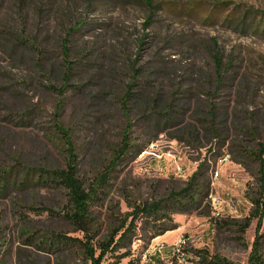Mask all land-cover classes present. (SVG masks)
Wrapping results in <instances>:
<instances>
[{
  "label": "rangeland",
  "instance_id": "374dc122",
  "mask_svg": "<svg viewBox=\"0 0 264 264\" xmlns=\"http://www.w3.org/2000/svg\"><path fill=\"white\" fill-rule=\"evenodd\" d=\"M202 1L264 11V0ZM147 17L148 11L136 0H0V160L19 158L29 164L63 166V152L52 133V116L56 106L63 104L61 122L72 129L80 176L88 184L111 160V148L125 123L132 122L131 143L144 148L139 154L132 150L131 158L116 166L111 187L93 209L95 230L102 236L130 212L129 202L165 198L185 187L200 164L209 170L217 167V158L208 154L215 145L207 142L200 122L212 105L220 118L227 113L230 119L217 127L225 145L214 149L231 156V163L221 168L216 188L229 206L213 217L208 198L199 209L171 215L176 229L155 239H148L146 227L139 222L140 238L130 245L131 256L121 264L131 260L135 264H198L195 253L204 249L229 263L247 264L257 220L244 233L239 224L254 209L251 200L258 190V168L238 158L240 149L232 145L251 148L255 144L250 133L255 128L264 132V37L242 35L220 23L204 24L205 17L156 12L149 24ZM79 24L84 30L70 34ZM64 38L71 67L67 82L62 75ZM42 59L55 66V73L40 69ZM216 59L222 63L220 76ZM131 68L140 73L134 75ZM134 79L138 84L132 92L176 102L177 122L194 126L201 143L174 139L181 136L179 127L169 126L159 133L139 115L127 121L121 99ZM65 83L68 87L62 96L50 88L60 89ZM25 104L39 106L44 114L36 116L30 127H17L12 108L16 111ZM66 204L64 193L50 190L0 199V264H19L23 255L48 263L46 255L24 245L22 231L25 227L64 229L65 224L50 219L44 208L61 212ZM113 262L109 258L104 264Z\"/></svg>",
  "mask_w": 264,
  "mask_h": 264
},
{
  "label": "trees",
  "instance_id": "16d2710c",
  "mask_svg": "<svg viewBox=\"0 0 264 264\" xmlns=\"http://www.w3.org/2000/svg\"><path fill=\"white\" fill-rule=\"evenodd\" d=\"M146 8L148 17L147 24L151 23L152 17L156 12H164L169 15L181 16L190 19H201L208 25L222 24L226 28L232 29L239 34H253L264 37V11L255 10L246 5H233L231 3L219 2L207 4L202 0H190L187 3L175 1H156V0H136ZM79 24L71 29L70 34L79 33L81 30ZM80 28V29H79ZM69 35V34H68ZM142 40L140 44H143ZM62 61L63 78L67 82L71 67L69 66V46L68 39L62 41ZM40 69H48L50 75L56 69L48 61H41ZM217 75H221L222 63L219 59L215 61ZM134 75L140 73L139 69L131 68ZM55 73V72H54ZM138 84L137 80L129 85L128 90L122 96L120 108L124 111L127 121L133 115H139L140 120H146L151 126L163 133L169 126L179 127L178 132L181 136H173L174 139L184 140L188 138L191 144H200V132L190 124L178 121L180 113L176 102L168 100L161 95H148L144 91L132 92L131 90ZM68 85L63 84L60 89L53 86L50 88L53 92L62 96L66 92ZM205 117L200 122L206 134L205 138L210 145L215 148L208 151L209 156L218 158L221 154L214 150L223 147L225 144L220 141L217 134V127L227 124L230 119L227 113L221 114L210 105ZM63 104L56 106V112L52 116L53 136L58 143L57 149L63 152V166L49 167L44 165L29 164L19 158H11L9 161L0 160V199L8 200L12 197L28 195L40 190H50L62 192L66 196L67 204L61 212H55L52 209L44 208L49 214L50 219L61 221L65 224L64 229H38L35 227H25L22 231L24 245L32 248L36 254H44L49 258L45 264H104L107 259H114L113 264H121L123 259L131 256L130 245L134 240L140 238L138 229L139 222L146 228L149 234L148 239H155L164 235L168 231L176 229L172 224L171 215L183 214L189 209H199L206 201L211 192L210 170L206 164H200L198 169L191 175L185 187L179 190H173L165 198L153 200L151 202H129V213L117 219V224L110 232L100 235L95 230V219L92 215L93 209L105 197L110 180L115 172L116 166L122 162L128 161L133 153H141L144 147H135L130 140L129 131L131 123H125L124 131L119 135L117 143L111 148V160L103 166L104 168L97 172L90 183H86L80 176L78 153H76L75 144L72 138V129L61 122V112ZM14 111V112H13ZM16 114L14 124L17 127H30L36 116H42L43 110L36 105H24L22 108H12V114ZM253 137V147L233 144L234 148L240 149L237 156L240 159L255 164L258 168L255 176L258 183L256 198L251 200L254 209L250 216L245 218L243 223L239 224L241 233H244L251 225L253 220H257L256 236L250 247L247 264H264V232L262 225L264 220V132L257 128ZM220 150V149H218ZM201 151V150H200ZM131 155V156H130ZM240 165H246L244 162L236 161ZM209 174V177L206 175ZM33 209V208H31ZM38 211V209H33ZM54 218V219H53ZM170 224V225H169ZM223 226V225H222ZM126 252L120 254V251ZM195 255L199 258L198 264H232L217 256H210L204 249L197 251ZM19 264H43L35 260L30 255H23L19 259ZM127 264H135L131 260Z\"/></svg>",
  "mask_w": 264,
  "mask_h": 264
},
{
  "label": "built area",
  "instance_id": "2783aa9c",
  "mask_svg": "<svg viewBox=\"0 0 264 264\" xmlns=\"http://www.w3.org/2000/svg\"><path fill=\"white\" fill-rule=\"evenodd\" d=\"M229 163H231V156L229 154H223L217 158V167H212L210 170L211 192L209 199L211 201V214L213 217H219L222 214L224 208L229 206L230 203L229 201L224 200L216 190L218 187V182L221 178V168L228 165ZM178 171L182 170L178 168Z\"/></svg>",
  "mask_w": 264,
  "mask_h": 264
}]
</instances>
